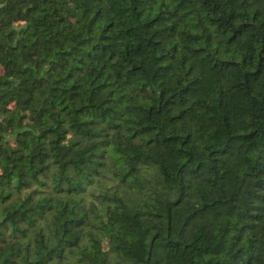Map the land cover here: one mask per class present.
Returning <instances> with one entry per match:
<instances>
[{"label": "trees", "instance_id": "obj_1", "mask_svg": "<svg viewBox=\"0 0 264 264\" xmlns=\"http://www.w3.org/2000/svg\"><path fill=\"white\" fill-rule=\"evenodd\" d=\"M0 264H264V0H0Z\"/></svg>", "mask_w": 264, "mask_h": 264}]
</instances>
